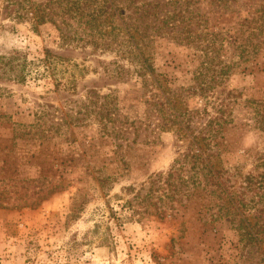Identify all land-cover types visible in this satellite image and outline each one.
I'll return each mask as SVG.
<instances>
[{
    "label": "rangeland",
    "instance_id": "1",
    "mask_svg": "<svg viewBox=\"0 0 264 264\" xmlns=\"http://www.w3.org/2000/svg\"><path fill=\"white\" fill-rule=\"evenodd\" d=\"M66 2L0 0V264H264V0Z\"/></svg>",
    "mask_w": 264,
    "mask_h": 264
},
{
    "label": "trees",
    "instance_id": "2",
    "mask_svg": "<svg viewBox=\"0 0 264 264\" xmlns=\"http://www.w3.org/2000/svg\"><path fill=\"white\" fill-rule=\"evenodd\" d=\"M80 1L81 0H71V2H66L65 6H68L67 11L73 10L75 7L78 8ZM83 1H93V0H83ZM112 4H113V2H112ZM32 6H34V3L30 4V7L26 8L27 10H25V13L26 14L29 13L31 15L30 19L32 21H34L36 24H43L46 21L45 14L44 13L38 14L37 13L38 7L36 5H35V7H32ZM26 14H24V15H26ZM128 36H129V38L131 37L130 34H128ZM137 56L139 58H141V54H137ZM23 69H24L23 64L19 62V59L17 57H15V56H10V57L0 56V77L2 79H10L11 81H14V82H21L24 79ZM197 155H200V154L198 153V154H194L191 156L196 158ZM187 156H188V154H183L180 158H181V160H186ZM179 160H180L179 158L175 159L174 162L178 163V162H180ZM178 166H181V165H178ZM204 167L207 170V172H206L207 174L205 175L206 180L208 182H210L211 184H212V182H214L218 186L220 193H222L223 190L221 187V183L218 180L219 175H217V173L213 172L212 166L210 164H208L207 162L204 163ZM177 169L178 168L176 167L174 170H177ZM198 173H199V171H198ZM232 208L234 210V213H237L235 215L239 217L236 221H238V224H240V226L243 228L242 231H243V235L246 237V241L259 244L258 241H260V240L258 237H259V230H261L259 228H262V225H258L257 222H254V225L250 226V224L247 222L246 218L244 216H241L240 213L238 212L239 208H236L234 206ZM225 212L226 211L222 210L221 213H225ZM263 217H264V209H258L256 214H255V218H258V221H259L260 219H263ZM255 227H256V229H255Z\"/></svg>",
    "mask_w": 264,
    "mask_h": 264
}]
</instances>
